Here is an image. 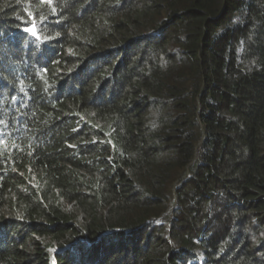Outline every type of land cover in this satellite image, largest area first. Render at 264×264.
<instances>
[{
  "label": "trees",
  "instance_id": "obj_1",
  "mask_svg": "<svg viewBox=\"0 0 264 264\" xmlns=\"http://www.w3.org/2000/svg\"><path fill=\"white\" fill-rule=\"evenodd\" d=\"M0 264H264V0H0Z\"/></svg>",
  "mask_w": 264,
  "mask_h": 264
},
{
  "label": "snow or ice",
  "instance_id": "obj_2",
  "mask_svg": "<svg viewBox=\"0 0 264 264\" xmlns=\"http://www.w3.org/2000/svg\"><path fill=\"white\" fill-rule=\"evenodd\" d=\"M41 3H47V4H51L52 0H40ZM26 31H29L32 33V35H37L36 31H35V26H33L32 28H27L25 29Z\"/></svg>",
  "mask_w": 264,
  "mask_h": 264
}]
</instances>
